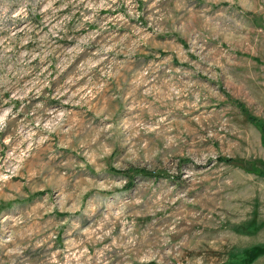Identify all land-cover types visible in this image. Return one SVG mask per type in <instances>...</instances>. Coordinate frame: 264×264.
Segmentation results:
<instances>
[{"label":"rangeland","instance_id":"obj_1","mask_svg":"<svg viewBox=\"0 0 264 264\" xmlns=\"http://www.w3.org/2000/svg\"><path fill=\"white\" fill-rule=\"evenodd\" d=\"M264 0H0V264H264Z\"/></svg>","mask_w":264,"mask_h":264},{"label":"trees","instance_id":"obj_2","mask_svg":"<svg viewBox=\"0 0 264 264\" xmlns=\"http://www.w3.org/2000/svg\"><path fill=\"white\" fill-rule=\"evenodd\" d=\"M261 128H262V130H264V126H263V125H262V127H261Z\"/></svg>","mask_w":264,"mask_h":264}]
</instances>
